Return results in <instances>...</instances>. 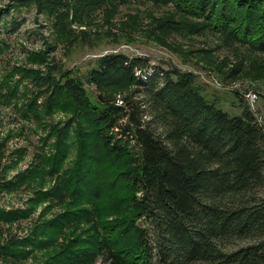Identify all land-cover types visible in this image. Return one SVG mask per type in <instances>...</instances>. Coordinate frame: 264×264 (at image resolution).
Masks as SVG:
<instances>
[{"label":"trees","instance_id":"trees-1","mask_svg":"<svg viewBox=\"0 0 264 264\" xmlns=\"http://www.w3.org/2000/svg\"><path fill=\"white\" fill-rule=\"evenodd\" d=\"M141 1L175 3L229 45L264 54V0ZM53 2L67 7L57 10L66 29L77 6L94 0ZM29 60L0 74V97L46 131L50 150L0 189L28 182L52 202L30 234L0 242V264H26L32 254L30 264H264V123L250 108L233 115L202 94L193 72L151 67L146 56L100 57L97 100L80 80L43 70L41 53ZM111 71L133 88L120 97L109 91L101 78ZM26 79L33 90L22 91ZM59 111L77 113L55 122ZM74 136L79 157L61 174ZM46 171L58 175L51 186ZM32 209L0 207V223L29 218Z\"/></svg>","mask_w":264,"mask_h":264},{"label":"rangeland","instance_id":"rangeland-1","mask_svg":"<svg viewBox=\"0 0 264 264\" xmlns=\"http://www.w3.org/2000/svg\"><path fill=\"white\" fill-rule=\"evenodd\" d=\"M95 1L90 7L78 5L77 20L71 16L63 29L57 13L65 11L66 5L53 0L24 3L0 0V74L32 66L29 54L38 52L44 59L43 70H50L63 81L67 79L64 75L73 81L80 80L82 93L97 100L99 89L95 78L99 76L96 69L100 57L113 52L131 58L146 56L151 67L164 70L178 67L193 72L196 86L210 101L233 115L248 107L264 123L263 53L238 43L229 45L223 35L200 27L198 19L185 15L175 3L160 5L131 0L116 7H101ZM101 79L118 97L133 88L112 71ZM34 88L30 79L24 80L22 91ZM76 113L59 111L54 115L55 122L67 121ZM45 135L46 131L25 118L13 102L0 97V185L7 180L16 181L22 172L41 164L39 156L50 150L49 145L43 146ZM72 140L61 174L74 166L79 157L80 141L75 136ZM57 176L51 178L46 171V180L52 179L47 186L53 185ZM33 185L26 182L11 190L0 189L1 208H33L29 218L13 224L0 223V242L14 234L20 237L30 234L52 202L49 198L38 199ZM51 210L45 216L50 218ZM45 251L36 249L35 253L47 259ZM33 258L32 254L26 264L32 263ZM95 264L105 263L98 259Z\"/></svg>","mask_w":264,"mask_h":264}]
</instances>
